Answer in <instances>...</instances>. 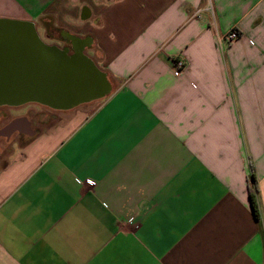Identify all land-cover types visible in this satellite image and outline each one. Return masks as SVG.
Listing matches in <instances>:
<instances>
[{
	"label": "crops",
	"instance_id": "0c3cea01",
	"mask_svg": "<svg viewBox=\"0 0 264 264\" xmlns=\"http://www.w3.org/2000/svg\"><path fill=\"white\" fill-rule=\"evenodd\" d=\"M0 16L52 17L109 84L89 114L10 124L0 264H264V0H0Z\"/></svg>",
	"mask_w": 264,
	"mask_h": 264
},
{
	"label": "water",
	"instance_id": "95a60500",
	"mask_svg": "<svg viewBox=\"0 0 264 264\" xmlns=\"http://www.w3.org/2000/svg\"><path fill=\"white\" fill-rule=\"evenodd\" d=\"M73 53L40 39L31 22L0 19V104L66 109L103 96L109 84L74 39Z\"/></svg>",
	"mask_w": 264,
	"mask_h": 264
},
{
	"label": "rangeland",
	"instance_id": "374dc122",
	"mask_svg": "<svg viewBox=\"0 0 264 264\" xmlns=\"http://www.w3.org/2000/svg\"><path fill=\"white\" fill-rule=\"evenodd\" d=\"M0 19L6 18H2L0 16ZM43 21H41L38 17L34 18V23H36V31L40 39H42L47 44L56 45L60 49H66L67 52L70 54L73 53V48L71 47L70 40L65 38L64 32L61 28L54 27L53 18L47 16L44 17ZM44 24L46 25V29ZM100 100L101 97L90 102L81 103L68 110L52 108L50 106H46L37 102H27V104L14 108L2 107L1 110L3 112L6 111V116L2 118L3 120H0V126L8 121L15 120V118L19 117H25L26 119L32 122L33 126L38 127L64 122L69 119L71 115L78 111H82L86 114H89L97 107V104ZM10 146V143L4 137H0L1 159L8 152Z\"/></svg>",
	"mask_w": 264,
	"mask_h": 264
},
{
	"label": "built area",
	"instance_id": "2783aa9c",
	"mask_svg": "<svg viewBox=\"0 0 264 264\" xmlns=\"http://www.w3.org/2000/svg\"><path fill=\"white\" fill-rule=\"evenodd\" d=\"M239 35V32L236 28H232L231 30H229V32H227L224 36H223V40H225L226 42L230 43L233 42L237 39ZM171 64L173 67V74L175 76H178L182 69L185 67V61L180 58V57H174L171 59ZM92 182V181H90Z\"/></svg>",
	"mask_w": 264,
	"mask_h": 264
},
{
	"label": "flooded vegetation",
	"instance_id": "af4514ba",
	"mask_svg": "<svg viewBox=\"0 0 264 264\" xmlns=\"http://www.w3.org/2000/svg\"><path fill=\"white\" fill-rule=\"evenodd\" d=\"M64 36H65L66 39L70 40V42H71V47L73 48V52H74L76 46H78L77 43L75 42L74 39L69 38L68 35L65 34ZM24 104H27V103H23V104H19V105L0 104V120L6 116V111L3 112V111L1 110L2 107H8V108H12V107H13V108H14V107L22 106V105H24ZM78 105H79V104H78ZM73 107H74V106H73ZM73 107H70V108H73ZM70 108L61 109V110H68V109H70ZM2 120H3V119H2ZM12 121H13V120L8 121V122H6V123H4L3 125L0 126V137H8V136L10 135V132H9L10 124L14 122V121H13V122H12ZM36 131H37V130L35 129L34 132H36Z\"/></svg>",
	"mask_w": 264,
	"mask_h": 264
},
{
	"label": "trees",
	"instance_id": "16d2710c",
	"mask_svg": "<svg viewBox=\"0 0 264 264\" xmlns=\"http://www.w3.org/2000/svg\"><path fill=\"white\" fill-rule=\"evenodd\" d=\"M253 182H255L254 177H252ZM256 188L254 187L253 189H249V197H250V204L252 208L253 215L255 219L259 218V209H258V204H257V199H256Z\"/></svg>",
	"mask_w": 264,
	"mask_h": 264
}]
</instances>
